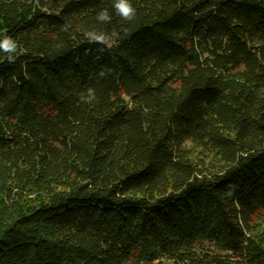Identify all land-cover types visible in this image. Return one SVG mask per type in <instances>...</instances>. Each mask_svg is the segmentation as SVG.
Instances as JSON below:
<instances>
[{"label": "trees", "instance_id": "16d2710c", "mask_svg": "<svg viewBox=\"0 0 264 264\" xmlns=\"http://www.w3.org/2000/svg\"><path fill=\"white\" fill-rule=\"evenodd\" d=\"M114 2L0 0V264H264V0Z\"/></svg>", "mask_w": 264, "mask_h": 264}, {"label": "clouds", "instance_id": "9594fccd", "mask_svg": "<svg viewBox=\"0 0 264 264\" xmlns=\"http://www.w3.org/2000/svg\"><path fill=\"white\" fill-rule=\"evenodd\" d=\"M116 13L125 21H131L135 17V9L132 6V4L129 2V0H115L113 5ZM97 19L99 21L107 22L110 20V16L108 14V11L102 10L97 14ZM86 38L90 41L100 43V44H107L110 37L106 36L104 33H96L95 31H89L86 34ZM112 36H116L117 33L113 32L111 34ZM0 48H3L6 52L13 51L14 46L9 44L8 40H5L2 45H0Z\"/></svg>", "mask_w": 264, "mask_h": 264}]
</instances>
